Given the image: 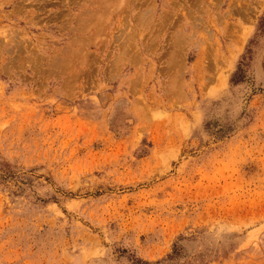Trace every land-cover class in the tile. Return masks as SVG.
Returning <instances> with one entry per match:
<instances>
[{
  "label": "rangeland",
  "instance_id": "rangeland-1",
  "mask_svg": "<svg viewBox=\"0 0 264 264\" xmlns=\"http://www.w3.org/2000/svg\"><path fill=\"white\" fill-rule=\"evenodd\" d=\"M0 264H264V0H0Z\"/></svg>",
  "mask_w": 264,
  "mask_h": 264
},
{
  "label": "bare ground",
  "instance_id": "bare-ground-1",
  "mask_svg": "<svg viewBox=\"0 0 264 264\" xmlns=\"http://www.w3.org/2000/svg\"><path fill=\"white\" fill-rule=\"evenodd\" d=\"M152 4V3H151ZM95 21V20H94Z\"/></svg>",
  "mask_w": 264,
  "mask_h": 264
}]
</instances>
